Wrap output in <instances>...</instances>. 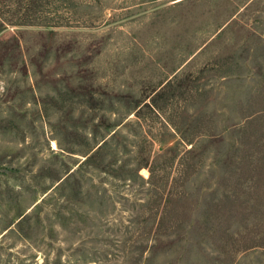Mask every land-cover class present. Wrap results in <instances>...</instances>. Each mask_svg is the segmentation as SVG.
I'll return each instance as SVG.
<instances>
[{
  "label": "rangeland",
  "instance_id": "1",
  "mask_svg": "<svg viewBox=\"0 0 264 264\" xmlns=\"http://www.w3.org/2000/svg\"><path fill=\"white\" fill-rule=\"evenodd\" d=\"M0 264H264V0H0Z\"/></svg>",
  "mask_w": 264,
  "mask_h": 264
},
{
  "label": "trees",
  "instance_id": "2",
  "mask_svg": "<svg viewBox=\"0 0 264 264\" xmlns=\"http://www.w3.org/2000/svg\"><path fill=\"white\" fill-rule=\"evenodd\" d=\"M5 28V27H4Z\"/></svg>",
  "mask_w": 264,
  "mask_h": 264
}]
</instances>
